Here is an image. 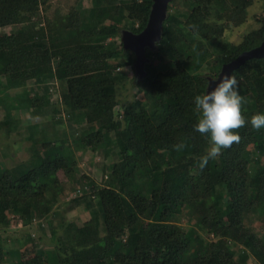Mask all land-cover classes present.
<instances>
[{"label": "trees", "instance_id": "16d2710c", "mask_svg": "<svg viewBox=\"0 0 264 264\" xmlns=\"http://www.w3.org/2000/svg\"><path fill=\"white\" fill-rule=\"evenodd\" d=\"M45 1L0 0V27L21 24L0 34V76L5 85L23 89L20 105L36 110L49 101L38 93L29 96L26 84L48 93L56 82L71 119L90 127L69 139L56 134L54 144L32 153L20 173L0 170V225L8 218L24 224L33 217L50 219L64 190L57 171L64 170L69 181L78 177L70 140L82 149L103 143V159L111 164L100 186L83 174L88 190L66 201L89 216L68 236L74 243L65 250L31 249L18 264H246L250 258L264 264V236L244 222L249 208L264 216V128L246 123L235 129L240 141L200 170L196 164L208 141L193 129L192 100L222 64L260 44L264 14L257 28L232 43L223 40V31L245 20L252 0H170L161 39L146 48V75L139 79L132 68L124 69L134 53L119 37L122 29H143L152 0H90L88 6L78 1L67 20L53 28L48 23L47 32L38 25V6ZM178 3L179 11L173 9ZM231 76L245 98V118L264 112V57L246 59ZM128 80L139 86L142 98L127 103L121 119L115 112L117 88ZM193 202L201 232L191 237L177 220L179 209ZM49 225L55 237L50 220ZM32 239L23 236L21 243L17 237L13 244L30 242L33 248ZM8 253L0 243V264Z\"/></svg>", "mask_w": 264, "mask_h": 264}, {"label": "rangeland", "instance_id": "374dc122", "mask_svg": "<svg viewBox=\"0 0 264 264\" xmlns=\"http://www.w3.org/2000/svg\"><path fill=\"white\" fill-rule=\"evenodd\" d=\"M78 1L83 6L90 5V0H46L45 3H39L40 22L38 25L44 26V32H47L48 23L51 28L58 27L67 20ZM178 4L173 9L178 11L183 9V5ZM263 7L264 0H252L246 8L245 20L238 25L226 27L223 31V40L237 43L243 34L257 28L261 24L258 18L262 15L261 13L264 14ZM19 26L21 24L0 27V34L10 33ZM131 68L133 69L131 74L139 78L134 71L133 63L124 69L131 71ZM4 82L5 80L0 76V170L6 168L13 173H20L31 164L32 153L37 152L39 149L42 154L44 152L43 148H50L54 144V139H57L56 134H61L64 137L69 135V139L72 134L81 136L90 127V124L82 120L71 119L72 113L64 108L60 99L61 89L56 82L49 86L48 93H46L44 87H36L31 82L26 84L25 92L29 91V96L38 93V96L48 99L50 104L48 103L41 110L32 107L26 108L23 104L20 105L22 101L17 100L18 93H21L23 89L12 87L9 84L5 85ZM117 98L119 102L115 107V112L117 116L121 115L120 118L122 119L124 106L131 100L142 98V91L138 85L128 80L123 86L117 88ZM255 101L258 102V99ZM123 127L124 122L122 121L121 129ZM110 137L114 142L112 135ZM47 140L51 141L50 145ZM70 143L72 155L69 157L78 177L76 181H69L64 170L60 169L56 173V178L62 184L64 190L58 197L57 206L50 212L49 220L56 230L55 237L51 235L52 227L49 225L47 218L39 222L38 218L33 217L29 224L15 221L12 218L3 220L0 225V243L5 244L10 249V253L4 257L3 264H18V260L33 254L31 249L37 251L51 248L52 245H59L60 249L65 250L66 246L74 243L73 237L68 239L70 233L77 234L81 225L87 221L89 216L86 211H83L79 206L70 209L66 201H69L72 196L88 190L89 185L83 174L92 178L97 186H100L111 161L105 159V162L103 159V143L97 144V149H92L90 146H85L83 149L77 148V145L72 144L71 140ZM31 144H36L35 146L38 148H33L30 146ZM195 210V202L191 203L189 209H179V220H177L183 226L189 227L188 234L191 237L194 236L195 231L201 232L196 223ZM244 222L246 225H251L258 235L264 236V216L261 217L257 210L249 208ZM67 228H69V233L66 235L64 231ZM27 235L34 238L32 239L35 241L33 248L30 242V244H24V246L21 244L23 236ZM17 237L21 238V243L13 244V241L16 242ZM122 239H125V235ZM247 261L246 264H259L254 258Z\"/></svg>", "mask_w": 264, "mask_h": 264}, {"label": "clouds", "instance_id": "9594fccd", "mask_svg": "<svg viewBox=\"0 0 264 264\" xmlns=\"http://www.w3.org/2000/svg\"><path fill=\"white\" fill-rule=\"evenodd\" d=\"M194 110L197 119L193 129L205 136L208 141L206 152L199 157L196 167L203 170L210 160H214L221 152L240 141L235 129L250 124L253 129L264 128V112H255L247 119L242 114L245 98L238 90L235 76L224 74L219 76L213 86L203 93L193 96ZM177 149L183 144L175 145Z\"/></svg>", "mask_w": 264, "mask_h": 264}, {"label": "water", "instance_id": "95a60500", "mask_svg": "<svg viewBox=\"0 0 264 264\" xmlns=\"http://www.w3.org/2000/svg\"><path fill=\"white\" fill-rule=\"evenodd\" d=\"M170 0H152L151 8L147 18V22L143 29L137 33L122 29L120 31V41L123 48L131 50L135 59L133 62V68L135 73L141 79L146 75L144 65L148 61L146 56V48H155L162 36V23L167 15V4ZM264 57V29L262 40L259 45L249 50L241 52L233 60L221 65L218 74L215 77H207L208 87L213 86L215 81L224 74L231 75V71L238 67L248 58Z\"/></svg>", "mask_w": 264, "mask_h": 264}]
</instances>
